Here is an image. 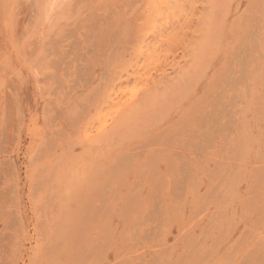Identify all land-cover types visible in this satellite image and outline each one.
Segmentation results:
<instances>
[{
	"label": "rangeland",
	"instance_id": "1",
	"mask_svg": "<svg viewBox=\"0 0 264 264\" xmlns=\"http://www.w3.org/2000/svg\"><path fill=\"white\" fill-rule=\"evenodd\" d=\"M0 264H264V0H0Z\"/></svg>",
	"mask_w": 264,
	"mask_h": 264
}]
</instances>
